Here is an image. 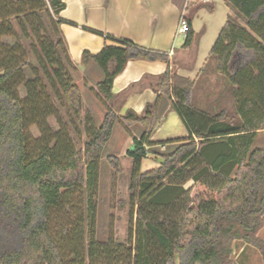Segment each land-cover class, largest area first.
I'll return each mask as SVG.
<instances>
[{
  "label": "trees",
  "instance_id": "trees-1",
  "mask_svg": "<svg viewBox=\"0 0 264 264\" xmlns=\"http://www.w3.org/2000/svg\"><path fill=\"white\" fill-rule=\"evenodd\" d=\"M226 3L235 15H229L199 77L192 81L167 71L155 86L172 102L189 135L152 141L161 122L158 101L148 103L142 114L129 109L119 115L118 108H108L100 126L85 113L72 74L77 67L61 28L63 0H0V264H86L84 252L67 247L74 235L80 238L86 220L89 264H235L236 240L255 246L264 258L259 237L264 227V148L253 149L264 128V0ZM199 7L187 6L185 47L196 36L192 17ZM106 38L121 45L106 43L97 53L84 50L82 63L94 60L102 68L105 77L98 89L108 99L115 97L113 81L129 60H170L167 52ZM212 65L223 87L213 105L201 108L191 94ZM62 109L85 123L83 148L62 123ZM51 116L63 127L54 129ZM118 122L143 127L127 150L133 158L130 203L138 223L146 226L135 245L118 242L113 234L107 241L95 237L99 161ZM34 125L41 132L38 138L29 130ZM174 140L180 141L176 149L161 153L158 166L142 171L149 152L145 145ZM108 159L115 171L122 170L118 156ZM212 172L225 181L209 183L206 177ZM189 181L196 186L181 221L173 233L163 231L147 217L150 210L173 207ZM71 208L76 215L69 214ZM154 237L164 247L161 261L148 246Z\"/></svg>",
  "mask_w": 264,
  "mask_h": 264
},
{
  "label": "crops",
  "instance_id": "crops-1",
  "mask_svg": "<svg viewBox=\"0 0 264 264\" xmlns=\"http://www.w3.org/2000/svg\"><path fill=\"white\" fill-rule=\"evenodd\" d=\"M63 1L66 6L60 12L63 19L61 28L68 43L70 57L77 67L72 74L82 91L85 113L93 116L98 109L102 117L98 125L100 126L108 108H118L119 115H124L129 109L142 114L148 103L158 101L161 122L151 140L160 141L189 135L187 125L172 107V102L160 94V88H156L158 77L167 71L171 77L178 75L192 81L199 77L229 15H235L226 0ZM189 4L190 8L199 5L200 7L194 11L192 17L196 36L191 45L185 47L186 35L180 33L178 28L181 17H189L186 10ZM107 35L129 39L144 47L167 52L170 60L168 63L161 60H129L125 69L113 81L112 91L115 97L108 99L98 89V83L105 77L102 68L94 60H90L88 64L82 63L84 50L97 53L106 43L121 45L118 40L106 38ZM210 68L208 74L200 76L199 83L191 94L195 104L201 108L213 105L214 90L210 84L214 78H220L212 72L214 65ZM99 98L103 99L105 104ZM118 124L128 131L124 140L130 146L135 137L140 138L143 131L141 125L127 126L120 122ZM179 144L180 141L174 140L145 145L149 149L147 156L157 152L159 154L156 156L160 158L159 155L163 152L157 151V147H161L162 151L168 149L166 152H170ZM131 159L133 160L132 157Z\"/></svg>",
  "mask_w": 264,
  "mask_h": 264
},
{
  "label": "rangeland",
  "instance_id": "rangeland-1",
  "mask_svg": "<svg viewBox=\"0 0 264 264\" xmlns=\"http://www.w3.org/2000/svg\"><path fill=\"white\" fill-rule=\"evenodd\" d=\"M74 72L75 71L72 73ZM78 80L81 81L80 78H78ZM210 85L213 86L214 90L212 100H215L218 96V92L222 90L223 82L220 78H214ZM20 91L23 96L26 95L23 88H21ZM99 100L105 104L103 99L99 98ZM97 110L98 109H96L93 116L96 125H99L102 117ZM61 117L62 123L65 124V127L74 138L78 148H83L88 139L85 123L73 118L72 113L68 112L66 109L61 110ZM49 123L54 129L63 127V124H61L54 116L49 118ZM29 130L34 137H40L41 132L37 126L34 125L30 127ZM127 132L128 131L126 129L124 130L120 124L117 123L115 125L112 137L104 148L102 158L99 161V190L97 196L95 237L101 241H107L109 236L113 234L116 241L126 245L132 241V244L134 243L135 245L136 239L143 237V230L146 226L145 224L140 225L138 223L139 220L137 219V214L136 212L133 214V207L130 203L129 182L132 173L133 160L126 153L133 144L131 143L130 146L124 140ZM135 132L139 134L138 131L135 130ZM117 141H120L121 143L118 144ZM257 147L264 148V129L258 133L253 143V149ZM156 150L163 153L168 151V149L162 151L161 147H157ZM157 154L159 153H150V155L143 159L142 171H147L160 164L162 158L160 159L156 156ZM110 155H115L120 158L122 164V170L120 172L115 171L111 165L108 159ZM206 179L209 183L216 186L225 181L223 176L214 172L209 173ZM195 184L194 181H189L185 184L186 192L180 200L173 205V207H169L168 209L162 207L154 212L150 210L151 213L147 217L160 224L163 231L173 233L176 229V225L181 221V218L185 213L186 207L189 203L190 191L196 186ZM84 211L87 215V200H85ZM81 212L82 209L79 208L77 213ZM69 214L76 215L72 208ZM71 226L75 229L74 222L71 223ZM83 228L84 230L80 233V238L73 234L74 239H71L67 247L69 251L73 250L72 248H79L80 252H84L86 255V264H89L88 252L91 242V229L88 220L84 222ZM54 232L56 233V229ZM259 237L264 240V227L260 230ZM148 246L154 258L161 261L164 256V247L158 242V239L154 237L150 240ZM232 259L235 264H264V258L261 251L255 246L247 244L242 240H236L234 242Z\"/></svg>",
  "mask_w": 264,
  "mask_h": 264
},
{
  "label": "built area",
  "instance_id": "built-area-1",
  "mask_svg": "<svg viewBox=\"0 0 264 264\" xmlns=\"http://www.w3.org/2000/svg\"><path fill=\"white\" fill-rule=\"evenodd\" d=\"M188 30H189L188 19L185 16H183V17H181L178 31L180 33H183V34L187 35Z\"/></svg>",
  "mask_w": 264,
  "mask_h": 264
},
{
  "label": "bare ground",
  "instance_id": "bare-ground-1",
  "mask_svg": "<svg viewBox=\"0 0 264 264\" xmlns=\"http://www.w3.org/2000/svg\"><path fill=\"white\" fill-rule=\"evenodd\" d=\"M173 121V120H172ZM171 125V124H170ZM167 126V125H166ZM169 126V125H168Z\"/></svg>",
  "mask_w": 264,
  "mask_h": 264
}]
</instances>
